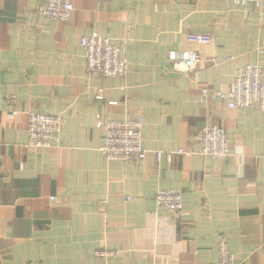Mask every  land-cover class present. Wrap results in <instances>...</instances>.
Listing matches in <instances>:
<instances>
[{
    "label": "crops",
    "instance_id": "1",
    "mask_svg": "<svg viewBox=\"0 0 264 264\" xmlns=\"http://www.w3.org/2000/svg\"><path fill=\"white\" fill-rule=\"evenodd\" d=\"M46 2L0 0V264H212L223 238L240 264H264V113L201 100L264 65V5L73 0L72 20L57 22ZM95 33L128 42L126 77L87 72L80 41ZM189 51L201 64L176 71ZM28 112L60 117V143L29 147ZM98 117L144 119L146 158L107 160ZM204 127L223 128L235 155L201 156ZM163 189L183 192L179 215L156 205Z\"/></svg>",
    "mask_w": 264,
    "mask_h": 264
},
{
    "label": "built area",
    "instance_id": "2",
    "mask_svg": "<svg viewBox=\"0 0 264 264\" xmlns=\"http://www.w3.org/2000/svg\"><path fill=\"white\" fill-rule=\"evenodd\" d=\"M234 4L253 3L261 8L264 0H232ZM46 20L57 22H70L75 12L73 0H47L40 8ZM191 43L197 45H210L213 38L206 34L191 33L188 36ZM87 72L95 77L124 78L129 73L130 64L125 56L127 41L114 42L110 38L97 33L81 38ZM177 61L175 69L187 73L195 70L202 62L201 53L189 51L184 53ZM180 66V68L178 67ZM201 100L212 97L227 104L228 109L254 108L264 113V65L248 64L237 70L233 91L224 93L203 88ZM15 102L12 100V104ZM20 113L17 110L9 112L10 118H15ZM27 131L29 136L28 146L34 149H50L60 143L62 135V119L58 116L28 112ZM96 127L104 131L105 140L101 145L100 153L109 161L130 162L144 160L147 152L142 145V133L145 120H103L97 118ZM198 153L213 160L227 161L234 152L232 142L225 130L221 127H204L198 136ZM180 154L190 155L183 150ZM158 157L161 158L160 153ZM52 200H54L52 198ZM158 207L164 208L172 214L179 215L184 208L183 192L181 190L163 189L155 198ZM112 250H98L95 256L100 259H109L117 256ZM212 264H240L231 252L229 242L223 238L218 245V260Z\"/></svg>",
    "mask_w": 264,
    "mask_h": 264
}]
</instances>
